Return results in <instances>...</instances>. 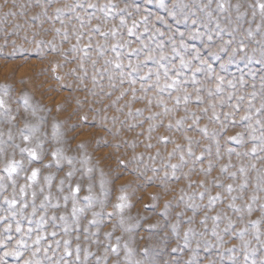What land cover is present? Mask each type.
I'll return each mask as SVG.
<instances>
[{"label":"rangeland","instance_id":"rangeland-1","mask_svg":"<svg viewBox=\"0 0 264 264\" xmlns=\"http://www.w3.org/2000/svg\"><path fill=\"white\" fill-rule=\"evenodd\" d=\"M260 4L0 0V264H264Z\"/></svg>","mask_w":264,"mask_h":264},{"label":"snow or ice","instance_id":"snow-or-ice-1","mask_svg":"<svg viewBox=\"0 0 264 264\" xmlns=\"http://www.w3.org/2000/svg\"><path fill=\"white\" fill-rule=\"evenodd\" d=\"M89 7H95V6H94V5H89ZM259 7H260L262 10H264V4H260ZM56 11H57V13H60V12H62L63 10L58 8ZM120 23H121V25H123V24H124V21L121 20ZM127 31H128V34H129V35H133V28H128ZM100 34H101L102 36H106V35H108L107 33H100ZM111 34H112L113 37H115L116 34H117V33H116V30L113 29V31H112ZM209 39H211V37H209ZM126 43H127V42H126ZM225 43H229V42H225ZM117 47H121V48H123V47H125V45H124V44H114V45H112V50H113V51H116V50H117ZM158 47H162V45H158ZM220 50L223 51L224 48L221 47ZM129 51H130V54H132V53H139V52L141 51V49L133 48V49H130ZM173 51H175V49H173ZM234 51H235V50H234ZM118 55H119V53H118ZM212 55H213V56H216V53H212ZM193 58H194V59H198V58H199V57H198V54H197V56H194ZM164 59H165V56H164L163 52H161V55H160L159 59H156L152 54H149V55H146V56H145L144 61H137V63H136L135 65H133L132 62L130 61L128 67L132 69V72H129V76L131 77L132 74H133L134 72H135V73H138L139 70H140V68H141L142 65L144 64V62H145V61H150V60H151V61H154L157 65H159L160 68H163V69H164V75H165V77H167V76H168L169 69H167V68L164 66L163 63H161V61H163ZM200 63H201V65H206V64H207V62L204 61V60H201ZM187 65H188V62H186L183 58H181V61H180V67H187ZM116 67H117V68H122L123 66H122L121 64H117ZM221 67H223V65H221ZM195 71H196V72H199V71H201V69H200V68H197V69H195ZM207 72H208V73H211V72H212L211 65H207ZM151 73H152V69H149L147 72L144 73L143 76H140L139 78H140L141 80H144V79L148 78V77L151 75ZM177 75H179V73H177ZM156 78H157V81H159V79H160L159 71L156 72ZM216 80L218 81V83H217V85H216V90H217V92H219V91H220V84L223 82V78L220 77V76H216ZM132 82L134 83L135 81L133 80ZM179 83H180V81H178L175 77H173V78H172V83H171V84H167V85H165V87H167V88H173V87H175V86H176L177 84H179ZM193 83H196L194 77H193ZM229 83L231 84V82H229ZM161 90H163V89H161ZM133 92H135V89H133ZM209 94L211 95V92H210ZM253 95H255V94L253 93ZM134 98H135V97H134ZM199 99H200L199 96H197V100H199ZM241 99H242V98H241ZM187 100H188V97L185 96V102H187ZM149 102H151V101H149ZM177 103H179V98H177ZM0 107H3V100H0ZM262 107H264V105H262ZM138 111H139V110H138ZM225 115H228V114H225ZM213 116L215 117V113L213 114ZM149 118L151 119V117H149ZM197 119H198V118H197ZM241 119H242V120H246V119H249V117H248V116H245V117H241ZM179 124H181V121H177V125H179ZM201 131H203V132L205 133V135H207V129H202ZM25 139L27 140L28 137H25ZM228 139H230V140H238V136H232V137H229ZM262 139H264V138H262ZM21 151H28L29 156L32 157L33 159H35V157H36V153L33 152V151H31V150L22 149ZM229 151L231 152V149H229ZM252 151L255 152V148H253ZM189 154H191L190 151H189ZM237 154L239 155V153H237ZM53 156H54V157L57 156V153H53ZM196 159L199 160L200 157H197ZM19 163H20L19 161H11V162L9 163L8 167L5 169V171L9 173V177H11V174H12L13 172H16V171H17V167L19 166ZM173 167H175V166H173ZM222 171H223V169H222ZM241 171H243V169H241ZM69 175H70V173H69ZM233 175H234V174H233ZM36 176H37V170H36V169H33V170H32V173H31V175L28 177V179H29V180H35V179H36ZM0 179H2V178H0ZM46 179H47V178H46ZM229 191H231V186H230V185H229ZM23 192H24V188H23V186H22V187H21V193H23ZM5 199H6V201H7L10 205L16 203L15 200H7V198H5ZM65 199H67V197H65ZM120 199H124V197H120ZM209 199H210V202H211L212 200L216 199V197H210ZM253 199H254V198H253ZM117 207H121V205H117ZM73 211H74V212L76 211L75 206H74V208H73ZM53 219H55V217H53ZM61 219H63V217H61ZM8 227H11V226L9 225ZM16 231H17V232H21V231H22L21 227L19 226V223H17ZM31 231H32V229H28V232H29V233H30ZM52 235L54 236L55 233L53 232ZM41 239H42V237L37 236L36 240H35L33 243H34V244H39ZM57 243H59V242H57ZM64 243H65L66 250H67V244H68V241H64ZM16 244H17V246H24V245H25V241H24L23 239H20V240H17V241H16ZM36 251H39V248H37ZM45 251H46V250H45ZM113 251H115V248H113ZM11 254H12V255H20V253H19L18 251H13ZM35 254H36V253L34 252L33 255H35ZM24 264H30V261H25ZM37 264H38V262H37Z\"/></svg>","mask_w":264,"mask_h":264}]
</instances>
